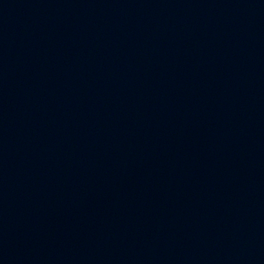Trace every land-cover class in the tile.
Segmentation results:
<instances>
[{
    "label": "water",
    "instance_id": "water-1",
    "mask_svg": "<svg viewBox=\"0 0 264 264\" xmlns=\"http://www.w3.org/2000/svg\"><path fill=\"white\" fill-rule=\"evenodd\" d=\"M0 264H264V0H0Z\"/></svg>",
    "mask_w": 264,
    "mask_h": 264
}]
</instances>
